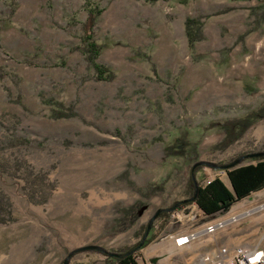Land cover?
<instances>
[{"label": "rangeland", "instance_id": "374dc122", "mask_svg": "<svg viewBox=\"0 0 264 264\" xmlns=\"http://www.w3.org/2000/svg\"><path fill=\"white\" fill-rule=\"evenodd\" d=\"M83 1L0 0V264L131 246L157 209L183 199L191 165L264 152V0H90L98 17ZM90 33L106 83L85 62ZM65 107L77 118L51 119ZM216 177L229 189L223 169L196 173L201 185ZM255 192L209 216L235 219L189 254L149 263L199 264L221 245L264 250ZM167 214L137 253L166 255L170 235L199 228ZM66 264L112 263L90 250Z\"/></svg>", "mask_w": 264, "mask_h": 264}, {"label": "trees", "instance_id": "16d2710c", "mask_svg": "<svg viewBox=\"0 0 264 264\" xmlns=\"http://www.w3.org/2000/svg\"><path fill=\"white\" fill-rule=\"evenodd\" d=\"M82 8V10L89 17H98L102 12V9L90 0H84ZM186 35L188 39V46L191 47L192 44L196 41V38L193 39L189 37L187 32ZM91 36L92 35L90 33L82 38V43L86 47V51L84 54L85 62L88 66L91 67V80L93 82L106 83L109 81V77L106 76L105 68L96 63V59L99 56V48L95 46V43L92 40ZM60 66H62V64H60ZM50 117L54 120L72 119L77 118V115L72 111L71 107H65L64 111L54 112L50 114ZM228 144V140H223L219 145H217L216 149H222ZM239 158H241L239 163L231 167L228 165L233 161L227 162V164L222 165L212 164L217 169L227 166L224 172L226 174V178L231 187V190H229L220 181V179H218V177L211 179L204 185H201L200 182L196 180V173L206 166L196 165L198 163L196 162L188 168L183 199L181 201H173L172 204L165 209H169L172 207L179 208L193 203L197 207V209L205 216L209 217L215 214L223 215L234 203L242 200L250 193L264 188V157L248 158V155L245 154L241 155ZM243 161H250L253 163H247L246 165L240 166L239 164ZM132 209L133 207L130 208V211H132ZM167 218L168 214L165 212H161L154 219L153 223L155 221L160 222L161 228L163 225H165ZM152 224L150 226L151 228ZM145 228L146 226L142 227V231L139 234V241L137 243L115 250H103L99 254L102 255L105 260L111 262L112 264H137V251L141 247L140 245L145 246L149 241L147 239L141 242L145 232ZM76 253L78 252L74 251L72 254Z\"/></svg>", "mask_w": 264, "mask_h": 264}, {"label": "built area", "instance_id": "2783aa9c", "mask_svg": "<svg viewBox=\"0 0 264 264\" xmlns=\"http://www.w3.org/2000/svg\"><path fill=\"white\" fill-rule=\"evenodd\" d=\"M179 208H174L169 212V223L176 224L179 228L199 225L198 229H188L183 233L170 235L172 245L175 248L189 246L200 236H212L218 229H221L227 221H207L208 216L203 215L197 207L191 203ZM188 210H190L188 212ZM187 211V213H185ZM199 264H264V250L259 246H225L221 245L213 248L209 252L202 254L198 260Z\"/></svg>", "mask_w": 264, "mask_h": 264}, {"label": "crops", "instance_id": "0c3cea01", "mask_svg": "<svg viewBox=\"0 0 264 264\" xmlns=\"http://www.w3.org/2000/svg\"><path fill=\"white\" fill-rule=\"evenodd\" d=\"M251 163H253V162H251ZM244 165H246V164H244ZM240 166H242V165H240ZM164 245H166L164 248H167L166 250H168V251H166V255H164L163 250H161L162 249L161 247L159 249H156V248H150V249L146 248L145 249L144 248L142 250L143 252L140 251V254L137 253V257H138L137 259L141 261V264H150L149 262H152L151 258L154 256H157L160 258H168V257L177 256L178 258H180L181 256L189 254L191 251L196 249V248H194L195 245L191 246V244L187 247L175 248L172 245L171 241H169V243H167V244H163L162 246H164ZM183 258L184 257H182L181 260H183ZM189 258H190V256L186 257L184 260H188Z\"/></svg>", "mask_w": 264, "mask_h": 264}, {"label": "water", "instance_id": "95a60500", "mask_svg": "<svg viewBox=\"0 0 264 264\" xmlns=\"http://www.w3.org/2000/svg\"><path fill=\"white\" fill-rule=\"evenodd\" d=\"M261 157H264V152H257V153H252V154H248V158H261ZM241 160V158H238L236 159L235 161L231 162L228 166H233L235 164H238L239 161ZM196 165H199V166H206V167H210V168H214L215 167L212 165V164H209V163H205V162H198ZM227 166L223 167V168H218V169H223L225 170ZM229 190H231V187L229 185ZM175 207H172V208H169V209H158L154 214L153 216L150 218V220L148 221L147 225H146V228H145V232H144V235L142 237V240L141 242L145 239L146 237V234L148 233L149 231V228L153 222V220L161 213V212H165V213H169L170 211H172ZM90 250H93V251H97L99 253H101L103 250L99 247H96V246H84V247H81V248H77L71 252L68 253V255L66 256L63 264H66L67 262V259L72 255V253L75 251V252H82V251H90Z\"/></svg>", "mask_w": 264, "mask_h": 264}, {"label": "bare ground", "instance_id": "6f19581e", "mask_svg": "<svg viewBox=\"0 0 264 264\" xmlns=\"http://www.w3.org/2000/svg\"><path fill=\"white\" fill-rule=\"evenodd\" d=\"M263 193H264V190L261 191V192L255 193V194L251 197V199H256L257 197L261 196V194H263ZM245 202H248V199H246L245 201H243V202H241V203L235 205V206L233 207L232 210L235 211V210L241 208V207L244 205ZM249 203H250V202H248V204H249ZM234 219H235V217H233V216H232V218L230 217V220L233 221Z\"/></svg>", "mask_w": 264, "mask_h": 264}, {"label": "flooded vegetation", "instance_id": "af4514ba", "mask_svg": "<svg viewBox=\"0 0 264 264\" xmlns=\"http://www.w3.org/2000/svg\"><path fill=\"white\" fill-rule=\"evenodd\" d=\"M154 221V220H153ZM153 223V222H152Z\"/></svg>", "mask_w": 264, "mask_h": 264}]
</instances>
